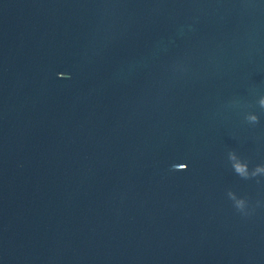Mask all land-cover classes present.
Wrapping results in <instances>:
<instances>
[{"label": "water", "instance_id": "water-1", "mask_svg": "<svg viewBox=\"0 0 264 264\" xmlns=\"http://www.w3.org/2000/svg\"><path fill=\"white\" fill-rule=\"evenodd\" d=\"M0 264H264V0H0Z\"/></svg>", "mask_w": 264, "mask_h": 264}]
</instances>
